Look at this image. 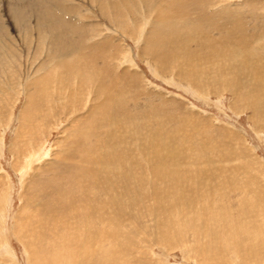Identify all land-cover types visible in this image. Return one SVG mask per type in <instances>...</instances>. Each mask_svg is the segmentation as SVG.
Returning <instances> with one entry per match:
<instances>
[{
  "label": "rangeland",
  "instance_id": "1",
  "mask_svg": "<svg viewBox=\"0 0 264 264\" xmlns=\"http://www.w3.org/2000/svg\"><path fill=\"white\" fill-rule=\"evenodd\" d=\"M128 1L132 5L126 7ZM21 6L24 10L19 21L14 14ZM51 11L65 21L80 23H75V30L52 31ZM167 15L172 30L161 23L160 18ZM196 25L199 32L193 29ZM231 30L235 34L224 42ZM157 51H161L160 55ZM164 52L166 56L178 54L164 59ZM52 55L56 57L54 61L49 59ZM45 56L47 70L45 64H40ZM0 59V264H32L14 233L19 226L29 235L31 229L37 228L40 239L31 236L37 239L40 255H44L41 264H68L73 255L80 264L78 255L87 235L65 229L75 222V217L81 218L82 224L95 225L93 232L98 235L96 242L84 250L101 253L112 249L109 264H264V245L261 252H245L237 260L233 257L235 249L230 248L222 262L218 260L220 254H206L211 250H204L202 226L198 233L195 227L186 228L181 223L183 216L176 220L173 198L188 190L187 198L192 200L191 192L202 191L206 178L212 177L213 184L229 185L227 191L210 196L212 202L206 203L208 209L213 205L210 211L214 212V204L221 212L228 211L229 216L221 221L224 228L236 225L230 216L236 222L246 209L244 202H251L245 219L263 223L262 217L256 215L264 210V98H260L261 93L264 95V0H0ZM217 59L222 63L219 66ZM64 62L70 65L65 70L67 78L57 66ZM208 63L214 67H208ZM84 68L89 77L97 76L96 70L105 73L103 81L113 79L116 98L114 88L117 90L116 84H120L122 91L117 90L121 91L117 99L124 92H132L124 97L126 104L114 98L105 108L101 104L100 110L93 108L95 115L104 114L108 122L122 118V123L113 125L112 120L108 125L113 139L123 138L125 146H130L122 153L129 171L121 162L74 165L106 167L111 173L121 165L119 171L127 172L125 177L121 172L109 175L81 171L72 165L74 159L69 160L70 165L57 162L66 153V132H80L78 120L86 119L84 113L90 104L103 99L96 101L89 93L93 88L89 87L91 80L87 90L85 82L72 77L75 71L83 73ZM215 76L218 80L213 81ZM84 77L88 78L85 71ZM94 78L97 84L99 78ZM38 79L37 84L31 83ZM228 83L231 92L222 90ZM47 85L50 88L42 89ZM74 91L83 97L77 100ZM26 92L32 100L26 110L29 119L23 114ZM252 103L257 104L255 110ZM51 106H55V114ZM62 109L68 113H62ZM153 115L161 122L149 121ZM180 121L184 125L179 139L190 157L178 152V163L169 167L165 165L166 152L177 143H158L167 131L171 136L178 133ZM129 123L134 125L131 130L125 126ZM150 127L157 128L159 134L147 138L141 135L133 144L137 133ZM148 141L153 146L144 150ZM30 144L33 149L21 154V158L16 155L26 150L25 146L29 149ZM77 153L82 157L78 149ZM230 156L226 160L232 163L223 165L226 160L222 159ZM56 171L62 175L55 177L54 184L60 182L64 188H55L48 179L56 176ZM78 178L96 186L104 183L101 190L91 187L89 196L80 193L92 209L75 205L69 210L67 204L80 199L68 190L72 188L71 181L76 185ZM21 219L27 221L25 227ZM106 223L111 225L106 227ZM223 237L219 235L220 241H224ZM233 237L232 229L225 240ZM73 240H77V246L73 245L72 253L69 244Z\"/></svg>",
  "mask_w": 264,
  "mask_h": 264
},
{
  "label": "bare ground",
  "instance_id": "2",
  "mask_svg": "<svg viewBox=\"0 0 264 264\" xmlns=\"http://www.w3.org/2000/svg\"><path fill=\"white\" fill-rule=\"evenodd\" d=\"M130 5H132V2H129L128 1L126 3V7H129ZM22 10H24V7L21 6V7H19V9L14 14V17L17 18L19 21H22L21 20L22 19L21 16H22V12H23ZM160 16H162V15H160ZM168 16L169 15H167V17L165 19L164 18H160V20L162 19V22L161 23H164V27L165 26H169V23H171V19H168L169 18ZM173 16H175V15H173ZM40 17L43 18L42 15H40ZM49 17L50 18H53V20H51V22L49 23L50 24V27H52L51 30L52 31H57V32H59L58 30H64V31H67V30L68 31L69 30H75L77 28V26H75V23L76 24L77 23H80L78 21L77 22H75V21L68 22L67 20L65 21L64 19H61L60 17H58L56 15V12L55 11L49 12ZM66 23L68 24V27L67 28H66ZM197 27H199V25L193 26V29H194L195 32H199L201 30V29L199 30V28H197ZM155 28H153V29L156 30ZM167 28L168 29H171L170 26L167 27ZM176 31L177 30L175 29L174 33ZM229 33H231L230 35H228L229 38L224 39V38H226V36H224V38H223L224 39V42H227L228 39H230L231 36H233V34H235L234 31H232V30L229 31ZM192 37H193V35H192ZM242 51H244V50H242ZM237 52H239V50ZM240 52H241V50H240ZM160 53H161V51L160 52L157 51V55H160ZM164 53H165V55L163 54V58L164 59H167V56L168 55H170L169 57H171V56L172 57H175L178 54L177 52H176L177 54L176 53H174V54H170L169 53L166 56V52H164ZM241 54H243V53H241ZM205 55H207V54L205 53ZM55 58L56 57L54 55L49 56V59L50 60H53L54 61ZM45 59H47V56L44 57V59L41 61L40 64H45L46 65L45 68L47 70L48 69V64H47L48 63V59H47L46 62H44ZM245 61L247 62V60H245ZM0 62H1V59H0ZM235 62H236V60H235ZM260 62H262V61H260ZM220 63H221V61L217 59L216 60V64L217 65L216 66H219V65L222 64V63L221 64ZM212 64L213 63H208V67H210V68L211 67H214ZM52 66H54V65H52ZM57 66L60 67V69H63L62 70V76L64 75L65 70H68V68L70 67V65L67 64L66 62L60 63ZM77 66L78 65L76 64L75 67H77ZM239 66H241V65H239ZM262 66H263V64H262ZM242 68H245V67H242ZM242 68H241V70H243ZM230 69H231V67H230ZM38 70L40 71V67H38ZM83 70L85 71V74L87 75L88 78H85L84 77V71H83V73H77V71H75L72 74V77H74V79H78V80H80L82 82H85L86 83L85 86L87 87V90H88V85H89V81L88 80H91V85L89 87L93 86V88L90 90L89 93L94 96V100H96V101L100 97H102L103 99L100 101V103H95V104H90L89 103L91 107H89V109L87 108V112L84 113L85 115L83 114L86 117V119L85 120H78L79 121L78 123L76 122L80 126V128H79L81 130L80 132L79 131H76V132L73 131V132H68L67 133L66 130H65V132H66V135H65V137H66V146H70V147H66L65 146V149L63 151H65L66 153L64 155H61L63 158H60L59 160H57V162L60 165H61V162H66V164H69L70 165L69 160L70 159H74V163L73 164L71 163V164L74 166V168H77V169H79L81 171H83V170H85V171L86 170L87 171H92L95 174H98V173H100V172L103 171V172H107L109 175H111V174L114 175V174H117V173L121 172V174L125 177L127 175V172L119 171V170H121V165H118L117 166V169L118 170L115 171L114 173H111V171L109 169H106V167L99 166V167H86V168H84V167H80V166L74 165V164H78V162H81L78 165H84V164L85 165H92V164L97 163V162L99 163V165H101L102 163H105V165H109V164H113L114 165V164H117L118 162H121L123 164V167L128 170V164H125V162L123 161V155H122V153L124 151H127V148H129L130 146L129 145H128L129 147H126L125 146V144H126L125 141L126 140H124L123 138H116V140H115V138L113 139V136L110 134V131L111 130H109L110 129L109 128L110 125H108L109 122H111L113 119H111L108 122V120H105V117H104V114L103 113H102L103 115L101 117V115L100 116L95 115L96 112H94V110H93V108L94 109H97V110H100V107H99L100 104L104 108L107 105L109 106V104H112V102L114 101V98L116 100L118 98L119 92L122 91V89L120 88L121 85L120 84H116L119 87V88L118 87L117 88L119 90H121L119 92L117 91L118 89L116 90L114 88V91H116L118 93V94L116 93L117 95L115 94L117 96V98H116V97L113 96V93L114 92H112V87L114 85L111 84V80L114 81L113 79H110V77H109V79H108L109 81H103V80H105L107 78V77L103 76L105 73L104 72H100V71H96V70H95V72H98L97 73V76L95 74H93L92 76L89 77L88 70H86L85 68ZM254 72H256V71H254ZM193 74L195 75L197 73L193 72ZM216 74H219L220 77H221L220 79H222V75L219 72H216ZM67 75H69V74H66L65 73V78H67ZM94 76L96 77V79H97V77L99 78V82L97 84L94 83V80H95ZM121 77H122V74H121ZM190 77H192V76H190ZM209 77H210V75L208 74L206 76V78L208 79ZM35 79H37V78H35ZM39 80L40 79H38L37 81L31 82V83L37 84V82H39ZM216 80H218V78H216V76H215V78L213 79V81H216ZM195 81H196V79H195ZM224 81L226 82V80H224ZM105 82H108V84H106ZM230 83H228V84H230ZM231 84L230 85H226V84L223 85L224 87H222V90H225V91L227 90V91H230L231 92V89H232ZM208 85H210L209 86L210 88L214 89L211 86V83H209ZM48 88H50L49 85H47L46 88L42 87V89H45V90L48 89ZM80 89L81 88H79L78 91H80ZM219 89H220V92H221V88H218V91H219ZM209 90H211V89H209ZM1 92H3V91L0 90V93ZM211 92H215V91L212 90ZM131 93L132 92H129V91H127V93L124 92L125 95H123L122 98L120 97L119 99H117V101L118 100L119 101L120 100L121 101L123 100L124 103H125V98H127L125 96L126 95H130ZM121 94H123V93H121ZM26 95L27 96H25L26 97L25 99H27V101H26V104H25L26 107L23 110L24 111L23 114H25V119H29V115H27V111L26 110L31 105L32 100L28 97V96H30L29 95V92H26ZM79 96H82V94H78L77 91H74V97H76L77 100L79 98H82L83 97V96L82 97H79ZM84 96H85V94H84ZM260 98L261 99L264 98L263 93H261ZM263 101H264V99H263ZM1 105H3V104L1 103L0 106ZM87 105H88V103H87ZM251 106H252L253 110H255L257 108V104L256 103L255 104L252 103ZM51 107H53V106H51ZM130 107H132V106H130ZM122 108H124V107H122ZM62 110H63L62 113H64L65 110L64 109H62ZM125 111H127V110H125ZM139 111H143V110H139ZM51 112L53 114H55V112H57V111H55V106L53 108H51ZM144 112L146 114L149 113L148 111L147 112L144 111ZM262 112H264V108L262 109ZM65 113H68V112H65ZM38 114H40V113H38ZM33 116H34V114H33ZM151 117H152V115H151ZM47 119H49V118H47ZM126 120L128 121L129 119H126ZM162 120H164V119L162 118ZM113 121H115L114 124H113V125H115L118 122L122 123L123 120H122L121 117H118V118H116V120H113ZM149 121H151V122L154 121V122H159L160 123L161 122V119H155L154 118V115H153V118L152 119L150 118ZM21 123H23V122H21ZM71 123H73V121ZM104 124L106 125V127H104ZM183 125L184 124H182V122L180 121L178 123V125L176 126V131H178V133H175L173 136H171L170 131H167V133L163 136V141H160L159 143L158 142H155V144L158 143V146L162 145L164 141L170 142L171 145H174L175 143H177V144H175L174 147H170L169 150L166 152L167 153L166 154V158L168 159V161H166V163H165L166 166L169 165V167H170L172 164H177L178 163L177 161H179V154L180 153H183L185 155V157H190L186 153V150L185 149L183 150V143L180 141V139H181V137H180L181 136V130H182L181 128L183 127ZM125 126H126V128L128 130H131L134 125H133V123H131V124L129 123V124L125 125ZM141 126L142 125L140 123V127ZM160 126H161V124H160ZM113 128H116V126L115 127L113 126ZM146 132L145 131L144 132L142 131V132L137 133V136L134 139L132 138L134 140L133 141V144H134L135 140H137L136 138H139V136H141V135H144V137L147 138V137L152 136L153 133H157V135L159 134V130L157 128H152L151 129V127L148 128V130ZM117 135H118V133H117ZM106 136H108V137H106ZM110 137H112V138L109 139ZM120 137H122V136H120ZM146 144L148 145V148L147 149H144V150H148L150 147L153 146V144H151L150 141H148ZM31 146H32L31 144L28 145L29 149H27V147L25 146V148H23V150L24 149H26V150H24V151L22 150L23 152H21V153L19 151V152H17L16 155H19L20 158H21V154H24V153L28 152L30 149H33ZM77 149L80 151V154H81L82 157H79L78 156L79 154L77 153ZM178 152H180V153H178ZM32 154H34V152ZM238 154L239 153H237L235 155L239 157ZM240 154H241V152H240ZM241 155L244 156V154H241ZM24 158L26 159V156H24ZM24 158H23V161H24ZM64 158H66V159H64ZM228 158H231V156L230 157H226V158H224L222 160H226ZM231 161L232 160H226V161L223 162V165L232 163ZM221 164H222V162H221ZM229 167H236V166L235 165H231ZM214 168L217 169V168H221V167L219 165H214ZM45 171H49V170H45ZM162 171H164V169H162ZM61 175H62V173H60L59 171H56V176H55V174H53V175H51V178H48V179L53 181L55 179V177L56 178L57 177L60 178ZM207 176L210 177L211 176L210 173ZM103 178H106V176L103 175ZM211 178H206L205 185H203V186H202L203 183L200 181L201 186H202V191L199 190V189H198L200 191L199 193H197V192L195 193L194 191H192L191 192V199L192 200H190V199L187 198L186 193L188 192V190H184L179 196H174L173 197V198H175L174 199L175 200L174 201V212H175V215H176V218L175 219L177 220V219H179V218H181L183 216L184 219H183V221L181 223L186 228L195 227V230H197L198 233L201 230V235H204V240H203L204 250L205 249H207V251H210L211 250L210 252H206V254L212 255L214 252H216L217 256L220 254L218 256V260L221 261V262H222L221 258L223 256L224 257L229 256V254H228V249L229 248L231 250H234L235 249V255L233 256L234 257V260H237L238 257H241L245 252L253 253V252H256L257 249H259V252H261V249L263 250V245H264V238L262 237L264 235V210H260L259 213L256 215L257 217H258V215L260 217H262L261 218V221L263 223L260 224L261 222L259 221L260 222V223L258 222L259 224H255L254 222H252L251 220H249V218L248 219H245L246 216L249 217L248 216L249 214L247 212L250 209L247 207V205L251 204V202H244V204H246V207L245 208L247 209V211H246V209H243V214L242 215H239L237 217L236 222L234 221L233 216L232 217L230 216L231 220L236 225L232 228L233 231H234V237L231 238V239H228V241H226L225 240V237L228 235V233H232V229H226V228H224L222 226V224H221V221H225L226 218L229 216V215H226V213H228V211L226 213L225 212H221V209L220 208H217V205H215V204H214V207L215 208L213 207L215 209L214 212L213 211H210V209H211V207L213 205L211 207H209L210 209H208V206H206V203H211L212 202L209 199L210 196L219 194V192L222 193V191H227L229 189V187H228L229 185H228V183H226V184L214 183L213 184V179H211ZM104 180L107 181L109 179L107 178V179H104ZM75 181H76V185L73 184L72 181H71V187L72 188L71 189H68V190H69V192H72L73 193V196H80V199L79 200H75L74 201L75 203L70 204L72 207L69 204H67L68 207H69V210L72 211L73 209H75V207H74L75 205L77 207H79V206H88L90 209H92L91 206H90V202L84 196H82L80 193H84L86 196L87 195L89 196V192H91V189H90L91 187H95L97 190H101L102 188H104V187H102V185H104L103 181L100 182V185L99 186H96L95 184L92 185L89 181L83 182L79 178L77 180H75ZM54 183L55 182L53 181V184ZM56 184H58V185H56ZM56 184H54V187L55 188L56 187L57 188H64L62 185H60V182H56ZM58 186H60V187H58ZM222 186H225V188H223ZM230 186H232V185H230ZM100 187H102V188H100ZM76 189H78V190H76ZM205 190L207 191L206 196L204 194V191ZM111 192H112V190L109 191L108 196L111 195ZM161 196L159 198H161ZM97 199H98V197H95V200H97ZM244 204L242 205V208L244 207ZM194 205H196L195 208H194ZM260 205H261V203H260ZM157 208L158 207L154 208V212L153 213H156L157 212ZM260 209H262V205L260 206ZM69 216H70V218L73 217V215L71 213L69 214ZM207 217H208V219L206 220ZM240 217H242V219H240ZM75 218H76L75 219V222L72 225L66 226L65 229H66V231H72L73 230V231H76V232L86 233V235H87V238L84 239V243L82 244V247L80 248L81 249V254L78 255V254L75 253L76 255H78L79 257H81L80 259L82 261H80V264H109L110 263L109 261H110V259L112 257V254H113L112 249L106 248L101 253H99L98 251H92L90 253V252H86L84 250V248L85 247H88L91 243H95L96 242V238H98L97 233H94L93 232V230L95 228V225L82 224L80 222L81 218H79V217H75ZM119 218H122L123 219V217H121V216H119ZM87 219H84V222H87ZM202 220H203V222H202ZM26 222L27 221L22 220V224H23L24 227L26 225ZM119 222L114 223V224H118ZM202 223H203V225H202ZM109 225H111V224L106 223V227H108ZM42 226L44 228H46V224L45 223H43ZM82 226H86V227L83 228ZM200 227H201V229H200ZM243 227L248 228V230L247 231H244ZM2 230H4V229H2ZM14 233H15V235H18L19 239L22 241V244H23V247H24V251H27L28 258L30 260H32L31 263L32 264H41L42 259H44V255H40V250H39V246L37 244V239L33 237V236H35L38 239H40V235H39V232H38L37 228L34 227L33 229H31L30 234L33 235V236L27 234V232H25L20 226L18 227V229L16 228V230L14 231ZM220 234H224V237H223L224 238V241H220V238H219V235ZM31 245H33V247H31ZM73 245L77 246V240H73L69 244V248L71 249L73 247ZM194 246H195V248L197 250V248H198L197 244L194 245ZM71 251H72V249H71ZM72 253H73V251H72ZM257 253L258 252H256V254ZM249 257L252 258V256H249ZM75 259L76 258L74 257V255L73 256H70V258H69V261L70 262L68 264H77V261L78 260H75Z\"/></svg>",
  "mask_w": 264,
  "mask_h": 264
}]
</instances>
